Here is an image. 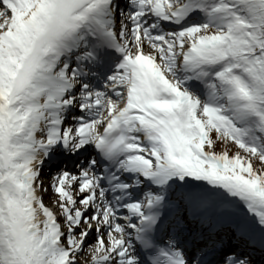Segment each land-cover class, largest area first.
Returning <instances> with one entry per match:
<instances>
[{
  "label": "bare ground",
  "instance_id": "6f19581e",
  "mask_svg": "<svg viewBox=\"0 0 264 264\" xmlns=\"http://www.w3.org/2000/svg\"><path fill=\"white\" fill-rule=\"evenodd\" d=\"M46 3H49V0H34L31 4L24 5L21 11L16 12L15 15L17 18L10 22L5 37L3 38L0 37V46H3V41L4 44L8 43L10 46L7 47V50L9 51L7 50L6 51L14 58L19 59L21 57L22 55L21 46L29 43V41L32 38V35L41 25L40 22L46 15L45 12L48 7V5L46 6ZM30 5H33V7H29ZM37 14H40L39 17L38 16L34 17ZM36 25L37 28H35ZM19 26L22 27L15 28V30H11L12 27H19ZM19 37L20 40L19 43L17 44V40L15 38H19ZM4 54L5 51L0 48V55H4ZM0 60H1V56H0ZM42 62H44V59L41 58L40 56L37 57L35 62L27 70L26 77L23 80L22 86L20 87L19 94L12 98L11 109H9L8 112L10 113V115H14V116L5 118L4 116L1 115L0 112V191L1 192L9 190L10 188L9 184L11 183V177L9 175L11 174V172L20 173L19 167H24L25 165L28 164V162H30L31 165L36 162V161H32L33 159L36 158V153H34L33 151L37 149L36 147L40 146V141L38 139V132H42V130H44L42 129L43 120H40L39 117L46 112H43L45 111V106L42 105V107H40L41 110V112H39L40 115L30 116V114L36 113L38 111L37 108L33 107L34 105L33 103H39L38 99H34V97L40 87L49 83L44 93L47 96V92L49 93V89L53 90L55 88V84L58 79V77L56 78L52 72L55 65L52 62H50L49 63V65H51L50 70L46 72L44 68H40ZM10 69L11 68L7 67V70ZM35 75L36 78L34 77ZM53 79H55V81H53ZM1 97H2V93L0 90V106L2 105ZM50 99L51 97L47 96L45 101ZM27 106H31L33 108L31 112H29L30 117L28 116L30 118V120L28 121L30 122L29 125H31L32 127H27L24 125L25 126L24 129L20 131L17 129V127H15L14 124H20L22 121H26L28 119V117L22 120L19 119L20 114L25 113L24 107ZM14 108H19V112L17 111L13 112ZM5 128H7V130L9 131L13 130V132L11 133L12 136L8 137L6 140L3 141V130ZM11 138H13V140ZM27 141H29L30 143L29 146L25 144ZM26 157H28L31 161H27ZM21 170H22L21 174L23 173V178L19 180L21 181L20 195H22L23 202L22 203L20 202V206H21L20 209L25 220V225L34 226L35 234L38 237L40 236L39 234L41 232L40 225L38 224L39 220L33 219L31 217V213L34 210V207L31 205L33 203L28 201L30 200V198L37 196V192L33 188V183L36 182L37 179L36 171L38 172V170L37 169L34 170L30 167ZM40 199L42 201L49 202L47 193L44 196H42ZM17 240L19 241L18 238ZM38 251L39 250H37L36 253ZM49 257H51V255ZM38 258H40L39 260L41 261L42 259L45 258V256H43L42 253L40 256H38Z\"/></svg>",
  "mask_w": 264,
  "mask_h": 264
},
{
  "label": "rangeland",
  "instance_id": "374dc122",
  "mask_svg": "<svg viewBox=\"0 0 264 264\" xmlns=\"http://www.w3.org/2000/svg\"><path fill=\"white\" fill-rule=\"evenodd\" d=\"M252 29L250 32L261 33L264 37V28L256 27L258 22L253 19ZM256 27V28H255ZM251 43L254 41V36L251 37ZM259 64L258 67L254 70L258 73L259 79L261 82V88H264V50L262 53L258 54ZM260 90V89H259ZM212 144L210 145L212 152L220 153L224 156L230 158V161L233 163L235 161L237 164L242 165L247 168L248 172L246 173L247 181L257 187L259 190L264 191V179H261L262 175H264V154L256 149L252 150H244L235 146L233 143L229 142L222 135H215L212 137ZM206 143H202V145L198 146L197 151L207 147ZM196 151V152H197ZM237 167V166H235ZM231 170H235L232 169ZM233 172V171H232ZM255 173L258 176H255Z\"/></svg>",
  "mask_w": 264,
  "mask_h": 264
}]
</instances>
